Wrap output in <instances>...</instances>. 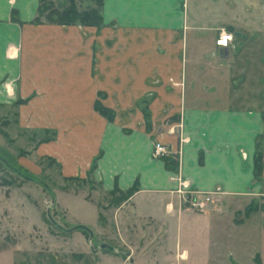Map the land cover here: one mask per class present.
I'll return each instance as SVG.
<instances>
[{"label": "crops", "instance_id": "obj_1", "mask_svg": "<svg viewBox=\"0 0 264 264\" xmlns=\"http://www.w3.org/2000/svg\"><path fill=\"white\" fill-rule=\"evenodd\" d=\"M232 1L103 0L97 28L35 22L40 0H0V103L24 100L14 105L19 124L55 133L37 152L65 176H90L108 192L139 185L111 222L131 250L115 248L132 256L165 243L177 250H163L161 263L191 264L189 251H179L183 221L195 215L204 228L219 229L215 207L191 215L181 181L192 193L218 192L228 210L245 205L241 199H264V169L255 175L258 143L264 162V91H254L264 76L247 47L264 36V16L251 13L254 0L242 2L251 16L230 14ZM221 30L235 34L229 47L216 45ZM157 142L180 156L153 157ZM76 258L70 263L83 264ZM13 264L60 261L35 255Z\"/></svg>", "mask_w": 264, "mask_h": 264}, {"label": "rangeland", "instance_id": "obj_2", "mask_svg": "<svg viewBox=\"0 0 264 264\" xmlns=\"http://www.w3.org/2000/svg\"><path fill=\"white\" fill-rule=\"evenodd\" d=\"M54 2L56 7L70 4L69 0ZM74 2L81 10L96 5L93 0ZM242 2L245 0H233L231 6L225 3V9L233 15L251 16V11L246 13L243 10ZM252 8L251 13L257 9L258 15L264 16V0H254ZM46 16L47 13L42 19L47 21ZM247 47L252 53L248 58L253 63H262L257 72L262 71L264 76V36L251 40ZM261 89L264 91V85L254 88V91L258 93ZM48 137L52 136L45 131L22 127L15 106L0 103V154L12 166L30 177L43 179L52 187L57 195V201L51 207V216L55 221L65 228L87 225L93 229L94 238L87 244L85 238L88 240L89 234L85 230H61L48 216L52 200L49 191L43 185L23 178L0 160V264H7L8 260L13 264L18 259L35 255H51L60 264H71L76 257H80L83 264H121L123 259L125 264H166L160 262L163 250L172 249L175 254L177 248L165 243L159 247V243L153 242L149 246L150 253L145 256L138 253L131 255L133 262L125 255L108 249H101L98 256L94 255L93 252L105 242L126 251L131 250L129 246L122 245L111 228L117 208L116 198L103 189L101 182L90 176L67 177L53 157L39 155L38 147ZM241 200L246 204L240 208L233 206L228 210L224 204L217 202L207 210L222 212V215L216 216L220 226L217 230L204 228L201 219L195 215L183 221L179 251L185 248L189 251L191 264H262L264 199ZM188 210L191 215L199 213L206 216L205 212ZM186 227L189 230H185ZM81 235H85V238ZM137 249L140 251L143 248L139 246ZM180 263L184 264L185 260H180Z\"/></svg>", "mask_w": 264, "mask_h": 264}, {"label": "trees", "instance_id": "obj_3", "mask_svg": "<svg viewBox=\"0 0 264 264\" xmlns=\"http://www.w3.org/2000/svg\"><path fill=\"white\" fill-rule=\"evenodd\" d=\"M69 1L70 4L68 6H64V4H62L56 7L54 0H40L39 16L35 19V22H41L42 16H44V14L47 13L46 18L47 21L50 23L65 24V25L81 24V25L95 26L97 28H100L103 25V16H102L103 0H93L96 3L95 6L82 10L77 7L74 0H69ZM22 102H24V100H19L14 105L17 106ZM96 109L102 115L107 117V119H109L110 121L114 119L113 111L107 108L106 106H104L98 100L96 102ZM146 116L148 117L147 113ZM45 132L49 133L50 130H45ZM51 132H52L51 136L54 137L55 133L53 131ZM52 137H48L47 139H50ZM95 167H96V159L94 160L91 166V170H93ZM263 169H264L263 152L261 150V144L258 143L255 153V175L257 177H261L263 173ZM138 189H139V185L137 183H135L131 188H129L126 191H123L119 189L118 186H116L113 190L109 192V194L116 198L115 205L118 206L122 202L129 199V197H131Z\"/></svg>", "mask_w": 264, "mask_h": 264}, {"label": "built area", "instance_id": "obj_4", "mask_svg": "<svg viewBox=\"0 0 264 264\" xmlns=\"http://www.w3.org/2000/svg\"><path fill=\"white\" fill-rule=\"evenodd\" d=\"M235 38V34L229 30H221L219 36L216 39V45L222 48L229 47ZM180 152H173L164 143L157 142L153 148V157L166 158L168 156L177 157L180 156ZM181 188L178 192L182 195L183 204L187 209H194L200 212H206L209 208L217 202L218 192L210 191L204 193H192L186 190V184L181 181Z\"/></svg>", "mask_w": 264, "mask_h": 264}, {"label": "water", "instance_id": "obj_5", "mask_svg": "<svg viewBox=\"0 0 264 264\" xmlns=\"http://www.w3.org/2000/svg\"><path fill=\"white\" fill-rule=\"evenodd\" d=\"M237 34L240 35L241 32H237ZM0 160L2 162H4L9 168H11L12 170H14L17 174H19L20 176H22L23 178H25L27 180H30V181H33V182H36L38 184H41V185H43L49 191V193L51 194L52 200H51V205L48 208V216L53 221V223L55 225H57L61 230L65 231V232H71V231H74L76 229L85 230L89 234V241L91 242L93 240V238H94V231L89 226L84 225V224H77V225H75V226H73L71 228H65V227H63L62 225H60L57 221H55L52 218V216H51V207H52V205H54L56 203V201H57V195H56L55 191L52 189V187L46 181H44L43 179H40V178H35V177L28 176L23 171L19 170L15 166H12L11 163L9 162V160H7V158H5L4 156H2L1 154H0ZM99 249H110V250H113V251L122 253V254L127 255L129 257L130 262H133V257H131V255L128 252H125V251H122L120 249H117L114 246L110 245L109 243H106V242L105 243H102L100 245Z\"/></svg>", "mask_w": 264, "mask_h": 264}]
</instances>
